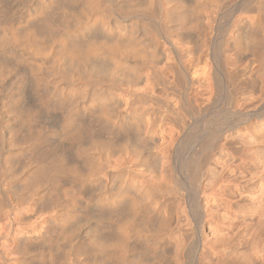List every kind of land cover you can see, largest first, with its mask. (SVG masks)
Here are the masks:
<instances>
[{
    "label": "bare ground",
    "instance_id": "bare-ground-1",
    "mask_svg": "<svg viewBox=\"0 0 264 264\" xmlns=\"http://www.w3.org/2000/svg\"><path fill=\"white\" fill-rule=\"evenodd\" d=\"M227 1L0 0V178L4 177L5 180V177L10 176L9 183L14 182L17 185H15L16 189L19 194H23L22 197L24 195L29 197V194L31 197L38 196L40 200L45 199L48 202L50 205L48 208L52 207L56 211L53 217L49 216L51 217L48 221L49 227L45 231H40L38 234L27 231L25 235L19 237V240H34L45 244L47 249L45 254L48 253L47 256L50 257L46 260L49 262L45 263L69 262L67 251L73 249L85 251L89 248L90 252L97 251L99 257L107 263L117 260L116 264H118V261L127 260L131 255L136 257L131 256L136 259L134 264H142L145 262L143 259L150 264L160 262L161 256L158 252L161 247L160 235L154 236L156 232H153L152 237L150 234L147 235L150 232L145 233L143 232L145 229H140L147 224L152 226L149 223L150 214L140 215L144 214L142 209L145 199L143 201L142 197H149L145 196V189L141 197L139 193L141 186L138 189L135 176L131 175L129 170L118 165L115 170L106 169L108 170L106 171L107 167L103 162L106 159L100 158L104 152L114 153L112 150L118 144L117 135L122 138H118L121 142L119 144L125 145L126 148L133 144L136 149L142 150L141 152L146 149L142 147L148 141V134L142 133L139 129L140 123L143 122L142 116H135L141 110L135 113L130 105L123 106L124 108L117 106L114 102L115 91L120 87L118 86L120 83L126 84V87H135L136 82H139L136 77L145 75V72L146 75L150 73L154 82L162 83L164 76L160 73V63L165 59L166 51L162 45L165 42L170 43L171 38L175 42L188 44L186 50L191 48L189 46L195 47L200 41L212 42V44L214 42L212 52L218 56L217 60L214 58L211 60L214 64H223L226 67L251 56L260 60L262 68L264 34L259 32L261 30L259 23L264 9L260 5L263 0H259L257 7L251 5V1L231 0L234 2L232 5L237 9L236 11L234 8L237 17L229 25L228 30L224 27V30H227L224 37L221 35L223 38L215 39L219 32H214L213 35L212 31L215 27L212 28V25L215 23L217 26L216 16L225 4V6L229 4ZM208 28V31H212L208 32ZM160 37L165 40L163 44ZM179 54L180 52L177 55L176 66L178 64L184 69L193 63V56L186 51L183 61ZM164 69L169 73L174 71L169 63ZM209 76L198 81L191 80L189 83V89H192L190 97L195 101L202 98L212 86ZM229 78L230 73H226L219 81L221 89L226 90V110L236 113L235 117L241 118L246 125H251L253 132L263 133V126L251 124V117L258 119L253 120L254 124L262 120L257 112L259 110L242 113L239 107L243 106V103H240L236 112L231 110L234 93L225 84L226 81L231 83ZM154 84L145 87L148 96H152ZM129 87L127 89L130 92ZM131 92L126 93L129 96ZM189 103L190 106L184 104L185 106L177 108L178 110L176 108L175 111L172 110L181 128L189 123L186 119L189 118L188 115L193 111L198 113L197 106L190 101ZM225 120L228 121L226 116L223 121L225 128H228ZM237 127L235 123L234 129ZM119 144L117 146L122 148ZM117 151L119 152L118 148ZM117 151L115 152L118 153ZM137 152L140 154V151ZM168 153L169 150L161 155L163 161L160 167L165 170L171 167L168 165L169 159L168 161L166 159ZM140 157L142 158L143 154ZM162 159L157 160L160 162ZM162 169L159 170L163 171ZM186 171L190 176L189 180L186 179L185 182L180 183V186L175 179L178 176L173 177L174 180L171 175L169 176L173 180L169 192L178 194L179 198H186L192 193L197 209L206 216L205 207L209 198L198 194L203 177L202 162L188 163ZM104 172L106 178L103 177ZM172 180L168 182L172 183ZM157 185L159 187V184ZM157 187L154 188L157 193L158 191L164 193L165 188H162V185L159 188H162V192ZM190 187H193L195 192L189 190ZM179 188L182 190L180 193ZM17 190L11 194L18 195L15 193ZM9 192L7 193L6 190L7 194H10ZM91 204L97 208H95L96 214L97 211L99 214L102 212L104 214V211L110 214V211L122 208H119L123 210L120 218L118 216L117 219L114 218L117 223H112L108 219L111 224L106 226L108 223L103 219L107 223L104 224L106 227L102 225L104 230L111 235L113 233L112 236L104 237L105 233L108 235L107 231L104 234L100 232L103 235L98 234L99 229H94V224L89 228V232L84 234L81 223L89 217L84 215ZM145 212L148 213L147 210ZM158 214L154 213V215ZM104 216L98 217L105 218ZM107 218L106 215L105 219ZM92 219L95 221L94 218ZM97 224L99 227V222ZM202 227L203 225L198 227L199 232ZM100 229L103 231V228ZM196 236L199 237L198 232ZM195 245L198 248V240ZM43 248L41 247L40 250ZM59 248H62L60 250L62 255L53 256L51 253L57 252ZM79 252L78 250L77 253ZM63 254L68 260L64 259ZM71 254L72 258L73 252ZM81 255L83 256L82 252ZM43 258L40 260L44 264ZM92 259L94 260V257ZM95 259H98V256Z\"/></svg>",
    "mask_w": 264,
    "mask_h": 264
},
{
    "label": "rangeland",
    "instance_id": "rangeland-1",
    "mask_svg": "<svg viewBox=\"0 0 264 264\" xmlns=\"http://www.w3.org/2000/svg\"><path fill=\"white\" fill-rule=\"evenodd\" d=\"M228 1V5L225 6V4L222 7L223 9L221 8L222 11L220 10L221 12L219 11L216 16L217 26L215 23L212 25V28L215 27L218 31H216L215 28V31H208L210 27L207 29L208 32L212 31L213 35L214 32H219L218 34L215 33V35H218V37L216 35L215 39L223 38L225 32L229 29V25H231L232 21L237 17V9L232 5L234 2L231 0ZM230 1L232 3H230ZM246 1H251V5L256 7L257 3H259V0L258 2L257 0ZM263 2L264 0L260 4L262 7H264ZM259 26V28H261L259 32L261 31V34H264V9L262 11V18ZM224 27L227 28V30L225 29L226 31ZM223 30L224 32H221ZM160 40L162 41L163 38ZM170 40L172 41L174 39L171 38ZM164 41L165 40L161 43L163 44ZM171 41L170 43L172 45L166 42V46L165 44L162 45L166 49L165 59L160 63V73L161 76H164V81L162 83L154 82V78L149 75L150 73L148 72L146 75L145 72V75L142 74L143 76H140L141 78L136 77V80L139 81H135L136 84L134 85L137 87V90L133 86H128L130 92L135 89L136 95L134 91H132L131 95L128 96L127 93L130 92L129 89H127L128 87H126L127 85L124 83H120L118 86L121 88L118 87V90L115 91L116 99L114 102L117 103V106L119 105L120 107L122 106L121 108H124L130 105L129 107H133L132 109L135 113L139 110L142 111V113L141 111H139V113L137 112L135 116H142L143 122L140 123L139 129L142 133L148 134V141L142 147L146 149H143V152H141L142 150L139 148L136 149L137 147L135 148L133 144L129 145L127 148L124 145L125 149L123 148L124 146H122L123 144H119L121 142L118 138H122L117 135V142L122 148H119L117 144L112 151L116 153L115 151H117L118 148L119 152H121L119 153L117 151L118 153L116 154L111 152L113 155L104 152V156H102L103 154L99 156L101 159L102 157L106 159V161H103L107 167L105 170H115L118 165H122L123 169L129 170L130 174L135 176L134 178L138 185V189L141 186L139 189L141 197L144 191L148 193L145 192V196H149L150 198H143V196L142 199L143 201L145 199V202H147L146 204H148L147 206L151 205V207L149 206L148 208L144 202V209H142L144 214L141 213L140 215L150 214L151 220H149V223H151L152 226L147 224L148 226H141L142 228L140 229H145L143 231L145 233L146 231L147 233L150 232L147 235L150 234L152 237L154 235L153 232H156L154 236H157L156 234L160 235L159 243H161V247L158 249V252L161 257L158 264H264V132H253L251 125H246L245 121H242L241 118L235 117L234 114L236 113H230L226 110V90L224 88L222 90L219 84V81L224 78V75L230 73L229 79L231 83L226 81L225 84L228 86L229 90L234 93V101L231 104V110L236 112L235 110H238L240 103L244 104L239 107L242 113L259 110L257 112L262 120L254 124L255 122H253V120L258 119L251 117V124L264 127V66L261 68L260 60L257 57L250 56L244 61L224 67L223 64L218 65L211 62L213 58L215 60L218 59V56H215L212 52L214 42L212 44V42L206 43L205 41H200L201 43L195 44V47L189 46L191 48L186 50L188 44L178 41L175 42V40ZM185 51L193 56L192 58L194 61L191 65L182 69L178 64L176 66V60L180 52L179 56L183 61ZM263 52L264 51H262V53ZM168 63L173 66V73H169L164 69ZM208 76L212 86L208 88V92L205 93L202 98L195 101L193 97H190L192 89H189V83L191 80L195 79L198 81ZM225 78L227 77L225 76ZM152 83H155L153 94L152 96H148L149 94L146 92L147 89L145 87ZM202 85H205V81ZM122 90L125 91V94H123L124 91ZM140 93L143 94L141 95ZM189 101L197 106L196 111H198V113L193 111L194 113L192 112V114L194 115H188L189 118L186 117V119L189 123L184 128H181L177 122L178 120H175L176 118L172 110L175 111L177 108H181V106H185L186 104L190 106L191 104ZM225 116L226 119H228V121L225 120L228 128H225L224 125L223 120ZM235 123L238 125L236 129H234ZM134 148L140 151V154H138L139 152ZM168 150L171 154L168 153V158L166 159L167 161L169 159L168 165L171 167L165 170L160 167L161 161H163L161 155ZM130 152H132L133 155ZM141 153L143 157L145 156L144 158L140 157V155L142 156ZM134 154H137V156ZM156 157H160L157 159L162 160L159 162ZM155 161H158L157 166ZM198 161L202 162L203 173L198 188V194L206 195L209 198V202L205 207L207 212L206 216L201 214L197 209L193 201L192 193L186 198H179L178 194H174L172 191L169 192L171 190L170 186H173V180L176 176H178L175 179L179 186L181 185L180 183L185 182L186 179L189 180L190 176L186 171V166L188 163H195ZM106 162L109 163L107 164ZM168 169L170 170L168 171ZM105 172L103 173L104 176L102 174L104 178H106ZM8 177H5L8 183L5 182L3 179L4 177L0 178V184L2 185H0L1 189L6 186V189L4 188L5 191L4 189H0V264H43L41 261L43 257H45L43 258L44 264H47L49 261L46 260H49L50 257L47 256L48 253L45 254V251L47 252L45 244H41L39 241L34 240H19V237L25 235L27 231H33L37 234L40 231H45L47 227H49V219L53 217V213L56 211L52 207L48 208V206H50L48 202H46L45 199H42L43 201L40 200L38 196L31 197L29 194L30 198L25 195L23 198V194L18 193L19 191L16 189L17 185L14 182H10L11 185H9V181L11 180ZM168 180H172V183L170 181L168 182ZM169 183L172 185H169ZM157 184H159V187H157ZM145 185L148 186L146 187ZM161 185L162 188L166 189V192L165 189L163 190L164 193L162 192V188L159 189ZM153 186L161 190L160 192H162V194L159 193V191L157 193ZM180 188L179 193L182 192V188ZM149 189L152 190V193ZM6 190L7 193L9 192L10 194H7ZM16 190L17 192L15 193H18V195H12L11 193ZM189 190L195 192L193 187H190ZM10 195L15 198L13 199ZM5 202L6 204H4ZM35 202L36 204H34ZM92 206V204L88 206L87 212H85L86 210L84 209L86 213H84V216H92L95 221H92V218L85 217L87 220L81 223L84 234L87 231L89 232V228L94 224L93 228L99 229L98 234L103 235L104 232L107 231L104 230V227L108 226L109 223L111 224V222L117 223L116 217L121 216L123 212V210H120L122 209L121 207H119L120 209L117 208L116 211H110V214H108V212L106 214V211H104V214L108 217L105 219L106 215L104 216V214H102L103 212L99 214L97 210L98 214H96V207L93 206V208ZM150 208L151 211H149ZM146 210L148 213L145 212ZM152 212L159 214L154 215V213L151 214ZM99 215L105 218H99ZM161 216L164 217L161 218ZM88 219L92 220L90 221ZM100 219L102 222H100ZM103 219L105 222L107 221L108 224L105 223ZM108 219L111 222H108ZM96 220L100 224L99 227ZM104 224L107 225L104 226ZM96 225L97 227H95ZM201 225H203V227L199 232L198 227H201ZM100 228H103V231ZM109 232L112 233V231ZM197 232L199 233V237L196 236ZM107 234L108 235L105 233L103 236L109 237L113 235V233L112 235L109 234L108 231ZM196 240L199 241L198 248L195 245ZM41 247L44 248L40 250ZM61 249L62 248H59L57 252L54 251L51 254L53 256L57 254L58 257L62 255ZM73 250L66 252V256L70 259L69 262L71 263L62 260L63 257L66 259V256L63 254L64 256L60 259L63 261V264L117 263V260L113 263L112 261L107 263L99 257L97 251L91 250L90 252V248L85 251L84 249H75L77 252L78 250L80 251L77 253L74 250L76 254ZM71 251L73 252L72 258ZM81 252L84 257L81 255ZM38 254H41V257L38 256ZM91 254H95L96 256H90ZM97 256L98 259H95ZM131 256L127 258L128 261L122 260V262L120 260V262L122 264H129L132 258L133 261L131 259V262L134 264V261H136V259H134L135 256ZM93 257L95 261L92 259ZM86 258L87 260H85ZM92 260L93 262H91ZM143 260L146 263L142 261V264H150L147 263L145 259ZM120 262L118 261V264H121ZM131 262L130 264H132Z\"/></svg>",
    "mask_w": 264,
    "mask_h": 264
}]
</instances>
